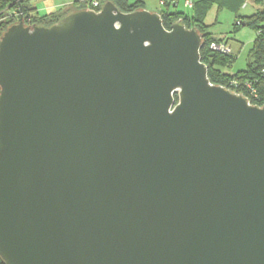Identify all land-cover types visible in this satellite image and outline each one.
Returning <instances> with one entry per match:
<instances>
[{
	"label": "water",
	"instance_id": "obj_1",
	"mask_svg": "<svg viewBox=\"0 0 264 264\" xmlns=\"http://www.w3.org/2000/svg\"><path fill=\"white\" fill-rule=\"evenodd\" d=\"M202 44L111 1L7 26L2 264H264V104Z\"/></svg>",
	"mask_w": 264,
	"mask_h": 264
},
{
	"label": "trees",
	"instance_id": "obj_2",
	"mask_svg": "<svg viewBox=\"0 0 264 264\" xmlns=\"http://www.w3.org/2000/svg\"><path fill=\"white\" fill-rule=\"evenodd\" d=\"M98 6L92 7L88 5L87 0L74 1L67 8L68 10H54L48 13L39 15L37 13H32V8L30 7V2L26 0H0V4L6 5L10 4L9 7L20 8L22 11V18L26 25L36 24L48 26L56 22L61 17L65 16L69 12L79 9V8H94L98 9L100 5L105 1L113 2L121 11L127 12L134 10L136 8H143V4L140 1L134 3H128L127 0H97ZM171 0H163L162 9L159 11L162 19V23L165 28L169 29L173 21L178 20L184 24L187 28H195L200 34H202L203 44L200 48L201 61L206 64L208 77L215 83L223 85L235 92L242 93L246 96L252 104L262 105L264 101L256 100L248 96V94L238 88H232L229 86L230 79L244 80L245 78H257L256 89L261 94L264 95V77L260 75V70L264 69V29L259 26L260 23L264 21V0H255V3L259 4L261 7L252 15L248 17H243L241 19L240 25H235L233 31L237 30V27L241 25L250 26L256 30L255 38L252 42V47L249 51V55L252 60L246 65V68L238 71L234 74L224 73L220 70L221 66H229L234 60L233 56L220 55L212 52L209 49V43L212 41H227L223 37L216 38L214 34L209 31V25L204 23V17L206 11L213 5L223 3L226 0H194V4L191 14H186L185 11L180 10L178 5L171 4ZM245 0L241 1V6ZM220 7V6H219ZM190 9V10H191ZM14 23L13 20L4 21L1 25L0 34L9 26ZM258 31L259 34L257 33ZM176 101V97H175ZM0 264H2L0 260Z\"/></svg>",
	"mask_w": 264,
	"mask_h": 264
},
{
	"label": "rangeland",
	"instance_id": "obj_3",
	"mask_svg": "<svg viewBox=\"0 0 264 264\" xmlns=\"http://www.w3.org/2000/svg\"><path fill=\"white\" fill-rule=\"evenodd\" d=\"M30 1L34 7L32 13L39 15L48 13L54 10H68L70 4L76 0H26ZM134 1V0H132ZM146 4V9L150 11H161L163 8L158 0H142ZM242 0H226L223 3L213 4L206 12L204 17V23L209 25V31L214 34V37H223L231 45L232 54L234 60L229 66H221L220 70L224 73L234 74L246 68V65L252 60L249 55V51L252 47V42L256 35V30L250 26L241 25L237 27L236 31H233L235 27V20L238 18L248 17L255 13L261 6L255 3V0H245L246 6H241ZM10 4H0V19L6 18L8 12L18 8L9 7ZM220 6V7H219ZM180 10L185 11L186 14H191L192 9L186 8L179 4ZM0 20V21H1ZM241 20V19H240ZM17 21V20H16ZM15 22V21H14ZM241 24V23H240ZM264 29V21L259 24ZM218 54V53H217ZM222 55V54H220Z\"/></svg>",
	"mask_w": 264,
	"mask_h": 264
},
{
	"label": "built area",
	"instance_id": "obj_4",
	"mask_svg": "<svg viewBox=\"0 0 264 264\" xmlns=\"http://www.w3.org/2000/svg\"><path fill=\"white\" fill-rule=\"evenodd\" d=\"M87 1H88L89 6H92V7L98 6L97 0H87ZM170 2L171 4H174V5H179L180 3H182L184 7L189 8V9H191L194 4V0H171ZM159 3L162 5L163 0H159ZM246 3L247 2L245 1L242 4V7L243 6L245 7ZM20 17H22V11L20 10V8L11 10V12H8L7 19L6 18L4 19L2 18V20L0 19L1 20L0 29L4 21L13 20L16 22V20L18 21ZM240 23H241L240 18L235 20L236 25H240ZM259 32L260 31H258L257 33L259 34ZM209 49L214 53H218V54H222L226 56L233 55L231 45L227 41H212L209 43ZM260 75L264 77V69L260 70ZM256 80L257 78H245L244 80L230 79L229 86L235 89L240 88L244 90L248 94L249 97L256 99V100L264 101V95H261L256 89V86H255Z\"/></svg>",
	"mask_w": 264,
	"mask_h": 264
},
{
	"label": "crops",
	"instance_id": "obj_5",
	"mask_svg": "<svg viewBox=\"0 0 264 264\" xmlns=\"http://www.w3.org/2000/svg\"><path fill=\"white\" fill-rule=\"evenodd\" d=\"M76 1H82V0H76ZM128 1V3H134V2H137V1H140V2H142V4H143V7L144 8H146V4L142 1V0H134V1H132V0H127ZM159 1V0H158ZM30 2V1H29ZM160 4V3H159ZM30 5H31V7H34V8H36L34 5H32L31 3H30ZM161 5V4H160ZM162 6V5H161ZM179 6V5H178Z\"/></svg>",
	"mask_w": 264,
	"mask_h": 264
}]
</instances>
